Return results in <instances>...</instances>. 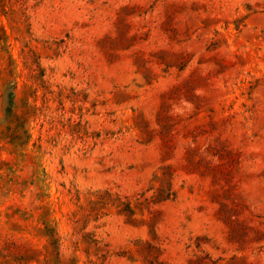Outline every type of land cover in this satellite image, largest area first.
<instances>
[{"label": "rangeland", "instance_id": "obj_1", "mask_svg": "<svg viewBox=\"0 0 264 264\" xmlns=\"http://www.w3.org/2000/svg\"><path fill=\"white\" fill-rule=\"evenodd\" d=\"M0 264H264V0H0Z\"/></svg>", "mask_w": 264, "mask_h": 264}]
</instances>
